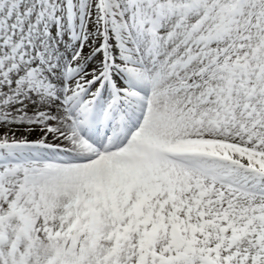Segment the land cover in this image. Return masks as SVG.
<instances>
[{
    "label": "snow or ice",
    "instance_id": "6c2138e0",
    "mask_svg": "<svg viewBox=\"0 0 264 264\" xmlns=\"http://www.w3.org/2000/svg\"><path fill=\"white\" fill-rule=\"evenodd\" d=\"M0 264H264V0H0Z\"/></svg>",
    "mask_w": 264,
    "mask_h": 264
}]
</instances>
